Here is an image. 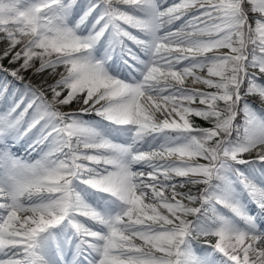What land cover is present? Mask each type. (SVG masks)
I'll list each match as a JSON object with an SVG mask.
<instances>
[{"label":"snow or ice","instance_id":"snow-or-ice-1","mask_svg":"<svg viewBox=\"0 0 264 264\" xmlns=\"http://www.w3.org/2000/svg\"><path fill=\"white\" fill-rule=\"evenodd\" d=\"M166 5L0 0V264H264V0Z\"/></svg>","mask_w":264,"mask_h":264},{"label":"rangeland","instance_id":"rangeland-1","mask_svg":"<svg viewBox=\"0 0 264 264\" xmlns=\"http://www.w3.org/2000/svg\"><path fill=\"white\" fill-rule=\"evenodd\" d=\"M81 3H82V4H86V3H87V0H81ZM249 15L251 16V15H253V14L249 12ZM129 30L133 31L132 29H129ZM133 33L136 34L135 31H133ZM4 36H5L4 33H0V53H2V51L7 47V44H8V41H7L6 39L3 38ZM129 43H131V42H129ZM16 50H19V46H17V49H16ZM214 50H220V51H222V52H224V53H226V54L229 53V49H227V48L214 49ZM119 54H120V53H119ZM120 56H121V55H120ZM9 59H10V57H9V58H6V59H3V60H0V64H2L4 67H17V66H18V65H10V64H9ZM114 62H118V64H120V65L122 66V64H121V60H120V57H119L118 60L115 59ZM36 65H37V66L39 65V61H36ZM181 66H183V65H181ZM61 70H62V69H61ZM198 71L202 73V75H201L202 77H205V78L208 77V73H207V69H206V68L203 69V70H198ZM5 75H6V74H5L4 72H0V79H3V78L5 77ZM22 75L24 76V81H25V82H31L32 84L39 85V84L41 83V81H43V80L45 79L47 73H44V74H35V73H34V69H29V70H27V71H24V72L22 73ZM212 78H213V79H218V78H216V77H212ZM9 79H11V77H9ZM49 82H52V81H49ZM15 83H16V87H18V88H20V89L22 90V87H23L22 84L19 83V82H15ZM200 85H202V86H200ZM185 86H188V87H190V88H200L201 90L215 91L214 89H208V88H206V86H204L202 83H196V84H194V83H193V80H192L191 77L186 78ZM16 99H19V97H16ZM245 102L249 104V107H250V108L255 109L258 113H261L262 111H264V110H261V109L259 108V106H258L256 103L252 102L251 100H247V101H245ZM0 103H2V102H0ZM25 103H26V101H25ZM192 106L204 107V106H202V105H199V104H198V101L195 102ZM78 107H79V105H78L77 103L73 102V103L71 104V107H70V108L66 106V107L61 108L60 110H61V111H71V110L77 109ZM0 110H2V109H0ZM30 114H31V113H29V115H30ZM158 115H159V114H158ZM161 118H162V117H161ZM84 119L87 120V121L90 122V123H96V122H98V120H99V118H98V117H95L94 115H91V116H85ZM170 119H176V120H178V119H180V118L177 116L176 113H173V114H172V117H170ZM189 119H191V120L194 121L195 117H194V116H190ZM199 122H203V120H199ZM203 123H204V122H203ZM235 123H236V125L239 127V129L241 130V133H242V129H243V127H244V115H243L242 112H241V114H239V115L237 116V118H236V120H235ZM192 124H193V122H192ZM194 124H195V123H194ZM196 124H197V123H196ZM199 124H200V123H199ZM199 124H198V127H201V126H199ZM206 124H208V123H206ZM195 126H196V125H195ZM207 127H209V126H207ZM236 135H237V133L234 132V133H233V136L235 137ZM253 155H254V153H253ZM244 158H249V157H248L247 154H244ZM198 162H200V163H204L205 161H203L202 159H200ZM239 167H240L241 170L244 171L246 174H248V173L251 172V168H250V166L240 165ZM256 167H257V168H260V169H264V164L257 165ZM254 178L257 180V182L264 183V177H262L261 172H259V171L256 172L255 175H254ZM183 190H187V189H183ZM196 190H197V189H195V188L193 189V191H196ZM246 197H247L246 195H243V196L241 197L242 200H243V202H244V198H246ZM247 198H248V197H247ZM218 207H219V206H218ZM246 207H247V210H248L251 214H254V213L252 212V210L255 209V210L257 211L256 216H257L258 220L260 221V223H261L262 225H264V214L259 213L258 209L256 208V205L253 204V203H251V202L248 200V201H247V205H246ZM219 210H220L221 213H223V214L226 215V216H230V215H231V213H229V212L227 211V209L220 208ZM164 211H165V210H163V212H164Z\"/></svg>","mask_w":264,"mask_h":264},{"label":"bare ground","instance_id":"bare-ground-1","mask_svg":"<svg viewBox=\"0 0 264 264\" xmlns=\"http://www.w3.org/2000/svg\"><path fill=\"white\" fill-rule=\"evenodd\" d=\"M175 1H177L176 3L180 2V0H167V5L166 6H170L171 3L175 2ZM132 30L137 33V30H135V29H132ZM171 30H175V29H171ZM101 51H102V49H101ZM216 52H218L220 54H226V53H224V52H222L220 50H213V53H216ZM210 54L211 53H209V55ZM120 55L121 54H119L118 51L113 55V59L109 62V69H110V71L112 73L118 74L120 77H126L128 75V73L124 70V68L120 64H118V62H114L115 59H117V60L119 59ZM197 74L198 75H202V73L199 72V71H197ZM185 83H186V80H185ZM200 86H202V85H200ZM186 87H188V86H186ZM179 120L180 119H178L177 121L179 122ZM15 151H17V153L20 154V155H25L26 154V144H21L20 146H18V148ZM32 158L35 159V158H38V157L36 156L35 153H33L32 154ZM244 201H245V205H247V203H246L247 199H245ZM164 213L167 214L166 210L164 211ZM253 213L256 214L257 211L253 210Z\"/></svg>","mask_w":264,"mask_h":264},{"label":"trees","instance_id":"trees-1","mask_svg":"<svg viewBox=\"0 0 264 264\" xmlns=\"http://www.w3.org/2000/svg\"><path fill=\"white\" fill-rule=\"evenodd\" d=\"M199 120H203V119L202 118H196L195 117L194 121L193 120H191V121H193V123H195V124L197 123L196 124L197 126H198L199 123H200L199 126H201V127H207V126L210 127L211 126L208 122H206V121L203 120V122H204L203 123V122H199ZM206 123H208V124H206Z\"/></svg>","mask_w":264,"mask_h":264}]
</instances>
